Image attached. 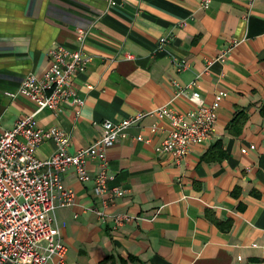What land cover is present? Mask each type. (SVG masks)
Wrapping results in <instances>:
<instances>
[{
    "label": "crops",
    "instance_id": "0c3cea01",
    "mask_svg": "<svg viewBox=\"0 0 264 264\" xmlns=\"http://www.w3.org/2000/svg\"><path fill=\"white\" fill-rule=\"evenodd\" d=\"M113 1L0 0L2 130L37 111L41 129L69 134L74 154L102 137L106 121L165 105L176 114L194 109L176 96L178 86L196 80L207 105L227 95L209 143L180 161L156 151L172 128L155 114L109 148L110 185L126 193L105 213L140 220L115 229L95 213L104 209L91 182L66 174L75 204L58 209L56 218L68 263L264 264V0ZM77 29L89 33L82 48L87 68L71 84L81 107L66 102L58 112L39 111L27 97L7 95L28 74L44 76L54 45L75 50ZM163 36L171 43L159 48ZM174 62L186 68L177 72ZM38 147L41 160L57 149L53 140ZM88 170L95 175L96 162Z\"/></svg>",
    "mask_w": 264,
    "mask_h": 264
},
{
    "label": "built area",
    "instance_id": "2783aa9c",
    "mask_svg": "<svg viewBox=\"0 0 264 264\" xmlns=\"http://www.w3.org/2000/svg\"><path fill=\"white\" fill-rule=\"evenodd\" d=\"M109 1L110 6L116 2ZM78 47L70 50L54 45L48 51L51 65L42 78L28 74L17 92H7L15 98L22 95L37 105L38 110L58 112L66 102L81 107L84 102L77 98L71 88L77 73L87 68L88 59L83 54V46L89 33L77 29ZM171 38L159 39V48L171 43ZM126 58L131 59L129 54ZM175 70L186 66L175 64ZM196 80L187 86H178L176 96H186L194 109L185 114H176L166 105L151 114L167 119L171 131L162 144L159 153H167L180 161L195 145H206L212 138L217 121L218 108L227 93L215 95L211 104H205L200 96ZM35 113L26 116L12 128L2 130L0 116V264H69L68 248L62 240L57 223L56 211L73 206L75 193L64 184L66 174L72 172L81 183L91 182L93 194L100 199L104 211H96L101 219L112 220L115 229L140 217L127 213H105L126 191L111 186L115 176L108 171L106 153L113 144L128 137V129L151 114H137L134 118L121 122L102 123L103 135L87 148L74 154L68 152L70 136L57 127L43 130L38 126ZM79 110L77 111V114ZM152 132H156L153 126ZM138 140L144 138L137 136ZM136 139V140H137ZM53 140L56 151L47 159L36 157L38 146ZM254 148V147H251ZM96 162L95 175L90 174L88 163Z\"/></svg>",
    "mask_w": 264,
    "mask_h": 264
},
{
    "label": "trees",
    "instance_id": "16d2710c",
    "mask_svg": "<svg viewBox=\"0 0 264 264\" xmlns=\"http://www.w3.org/2000/svg\"><path fill=\"white\" fill-rule=\"evenodd\" d=\"M262 111V110H261ZM242 114V116H243V113L242 112H240V113H238L237 114V116H236V118L235 119H237V117H239L240 115ZM262 114H264V112L262 111ZM244 122H242V124H243ZM212 222H214L218 227H220V228H222L223 229V227H224V225L222 224V223H220L219 221H217L216 219H214V218H212V219H210ZM229 224V223H228ZM228 224H226V227L227 228H229V225ZM131 261H135L136 259L134 258V257H132V256H130L129 255V257H128ZM110 260H112V258H110ZM112 264H114L113 262H112Z\"/></svg>",
    "mask_w": 264,
    "mask_h": 264
}]
</instances>
